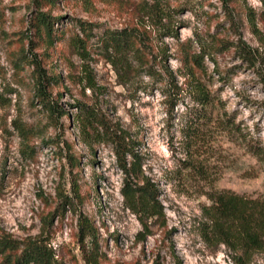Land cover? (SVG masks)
<instances>
[{
    "label": "rangeland",
    "instance_id": "1",
    "mask_svg": "<svg viewBox=\"0 0 264 264\" xmlns=\"http://www.w3.org/2000/svg\"><path fill=\"white\" fill-rule=\"evenodd\" d=\"M163 1L175 36H164L146 20L143 7L150 0H58L50 13L60 17L54 28L66 36L46 47L36 42L30 25L37 10L33 0H0V233L19 241L42 235L62 264H264V250L236 254L206 241L202 233L203 208L213 191L264 200V89L257 75L264 73V22L251 20L261 5L233 0L231 28L217 0ZM77 20L98 25L99 31L145 29L151 68L142 69V58L125 70L111 64L97 54L94 37L87 65L95 87H87L86 64L68 44V37L79 32ZM241 43L255 55L253 67L241 58ZM22 49L27 61L37 59L47 74L58 76L48 89L66 112L56 129L48 126L36 100L32 67L14 66ZM163 54L181 87L171 113L164 94L168 84L160 82ZM198 85L212 97L211 110L194 101ZM77 103L100 110L124 130L140 157L138 178L155 183L162 214L147 219L146 230L124 202V174L111 146H91L81 136ZM202 109L210 116L192 134L188 116ZM14 119L38 131L27 151ZM50 139L60 143V152ZM247 140L257 141L258 153L248 150ZM66 155L75 156L77 166ZM80 215L98 230V255L92 262L78 238Z\"/></svg>",
    "mask_w": 264,
    "mask_h": 264
},
{
    "label": "trees",
    "instance_id": "2",
    "mask_svg": "<svg viewBox=\"0 0 264 264\" xmlns=\"http://www.w3.org/2000/svg\"><path fill=\"white\" fill-rule=\"evenodd\" d=\"M58 0H33L37 10L31 13L30 25L34 34L37 36L36 42L52 47L61 42L65 36V30H56L54 22L60 21V17H54L50 10L55 6ZM150 4L144 5V14L146 20H150L152 25L159 28L164 36H175L174 28L169 25V10L166 9L163 0H150ZM222 4L225 17L230 22V27H234L232 22V13L230 4L233 0H217ZM261 9L259 13L252 11L251 20L264 22V0H258ZM42 8H48V11H42ZM30 27V28H31ZM76 28L78 33L68 37V44L75 54L85 62L84 74L87 87H95V77L88 67L91 53L93 52L92 40L96 37L97 54L103 56L111 64L118 65L124 70L132 61H140L142 58V69H150L148 58L146 56V40L148 34L145 29L140 30L137 27H125L122 29H104L98 28V25L86 21L77 20ZM143 28V25H142ZM95 29L100 35L95 33ZM30 40V39H29ZM32 41L30 40V43ZM241 58L253 67L255 55L252 50L244 43L237 44ZM208 55V53H204ZM201 56H204L203 54ZM187 61L198 64V59L184 54ZM167 55L160 57V62L164 67V77L160 82L168 85V92L165 96L168 98V111L170 113L180 100L181 87L174 80L172 72L166 68L165 60ZM14 66L22 67V64H28L32 67L30 79L33 83L35 97L42 109L46 112L48 126L56 129L58 118L66 115V112L60 107L57 101L52 98L48 89L50 85L56 84L58 76L47 74L41 61L31 59L27 61L25 52H18L15 55ZM152 75L150 71H146ZM258 81L264 89V73L257 72ZM168 80H167V79ZM196 94L193 95L194 101L201 107L209 106L212 109V97L205 92L199 85L195 87ZM79 111L75 116L79 124L81 136L89 145L107 144L110 145L115 155L118 167L124 174V183L121 194L127 207L136 213L142 221L144 229H147L146 220L153 217H159L162 214V207L158 201L159 193L155 183L142 175L140 179L137 172L140 169V157L134 153L132 142L125 136L123 129H117L112 121L106 117L100 110L89 108L85 104L77 103ZM210 116L205 109L196 110L193 115L187 119L190 133H194L200 123L204 122L206 117ZM82 119L80 122L79 120ZM12 126L21 139L24 150L31 149L29 141L37 132L32 126L24 124L18 119L12 121ZM50 144H55L58 152L62 149L60 143L50 139ZM248 150L253 153L259 152L257 141H246ZM71 166H77L75 156L66 155ZM62 157V155H61ZM75 192L78 189L73 184ZM66 205H71L72 201L62 196ZM210 203L203 208L205 222L202 224V233L206 241L223 244L236 254L247 255L254 250H264V200L258 198H247L229 191H213L209 195ZM78 238L81 248L86 255L88 262L95 260L98 255V230L95 224L86 216L78 217ZM89 247H88V246ZM0 264H62L56 261L54 251L43 240L42 235L27 238L19 241L6 233H0Z\"/></svg>",
    "mask_w": 264,
    "mask_h": 264
}]
</instances>
